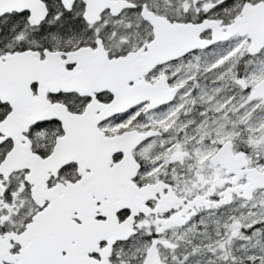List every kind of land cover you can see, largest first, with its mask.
I'll return each instance as SVG.
<instances>
[{"label":"snow or ice","instance_id":"6c2138e0","mask_svg":"<svg viewBox=\"0 0 264 264\" xmlns=\"http://www.w3.org/2000/svg\"><path fill=\"white\" fill-rule=\"evenodd\" d=\"M0 264H264V0H0Z\"/></svg>","mask_w":264,"mask_h":264}]
</instances>
